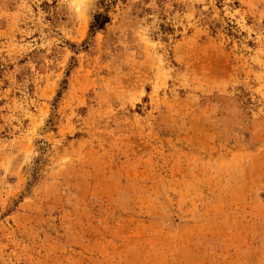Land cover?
<instances>
[{
    "label": "rangeland",
    "instance_id": "1",
    "mask_svg": "<svg viewBox=\"0 0 264 264\" xmlns=\"http://www.w3.org/2000/svg\"><path fill=\"white\" fill-rule=\"evenodd\" d=\"M0 264H264V0H0Z\"/></svg>",
    "mask_w": 264,
    "mask_h": 264
},
{
    "label": "trees",
    "instance_id": "2",
    "mask_svg": "<svg viewBox=\"0 0 264 264\" xmlns=\"http://www.w3.org/2000/svg\"><path fill=\"white\" fill-rule=\"evenodd\" d=\"M107 18L102 16V15H97L96 17H94V23L92 25L93 28L95 29H99L102 28L104 26V24L106 23Z\"/></svg>",
    "mask_w": 264,
    "mask_h": 264
}]
</instances>
